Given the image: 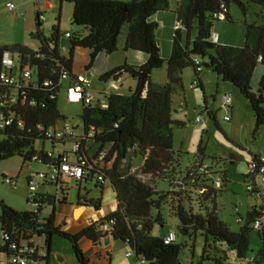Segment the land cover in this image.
<instances>
[{
	"label": "trees",
	"instance_id": "1",
	"mask_svg": "<svg viewBox=\"0 0 264 264\" xmlns=\"http://www.w3.org/2000/svg\"><path fill=\"white\" fill-rule=\"evenodd\" d=\"M58 1L72 5L71 24L80 29L67 32L66 52L61 51L59 16L45 36L38 11L35 30L30 35L37 43L35 50L19 44L0 47V73L3 57L8 54L13 62L8 73L16 77V83L11 86L0 80V119H11L9 124L0 127V162L19 157L23 164L37 163L46 168L41 184L55 189L54 196L28 194L27 200L36 206L34 212H18L0 201V255L6 256L8 264H17L12 262L16 257L24 258L26 264L47 262L53 240L59 238L69 243L76 264H90L79 241L86 239L96 246L111 239L125 243L128 250L134 252L135 259H142L146 264H180L179 255L185 244H178L176 240L164 244V236L151 234L155 225L163 227L161 211L167 208L178 222L174 232L176 239L178 236L188 240L196 236L202 238L203 246L196 264H236V260H245L252 231L257 232L260 245L248 264H264V229H253L254 222L264 216V183L260 195L254 185L253 191H247L260 199L261 206L247 213L245 224L238 232H231L218 219L215 200L221 187L214 188L210 170L204 168L200 160L182 167V153L173 150V126L184 124L171 118V97L179 89L183 90L182 73L191 68L195 75L194 89L203 93L201 75L204 70L213 73L244 98L253 114L255 129L264 125V76L255 92L250 87L256 66L264 67V0H176L173 14L179 27L173 31L166 59L161 57L156 43L157 24L150 18L156 13L169 12L168 0ZM249 4L260 8V13L256 14L260 23L242 22L243 45L212 43V31L208 33L207 26L212 28L213 23L221 21L233 24L230 5H235L245 18ZM123 29V50L141 52L147 60L140 66L124 63L100 77L107 82L128 75L136 85L126 95L109 94L105 98L106 107L98 103L81 105L79 118L83 134L76 138L78 151L69 158L71 165L81 168L78 178L69 179L78 188L77 205L98 210L100 199L89 198L85 187L92 184L101 189L107 183L117 206L103 219L70 234L55 222V206L66 196L69 180L62 179L60 173L54 178L47 175L50 169L59 168L68 153L55 152L56 145H63L64 141L49 139L46 133L59 121H64L57 110V100L66 89L63 83H71L75 78L71 73L74 50H88L86 68L89 69L98 54L111 55L117 51ZM193 29L196 36L190 42ZM163 65L166 82H153L151 73ZM25 70L30 72L28 80L22 78ZM63 74L66 79L61 78ZM207 115L215 123L210 111ZM37 142L42 143L39 152L35 150ZM45 142L50 143L52 150L43 149ZM259 156H253L251 162L258 161ZM35 157L38 160H34ZM30 180V177L26 179L27 186ZM160 182L166 183L170 190L158 191ZM45 206L51 208V212L41 219L40 211ZM193 206L197 208L196 213ZM35 238L43 239L42 248L34 243Z\"/></svg>",
	"mask_w": 264,
	"mask_h": 264
},
{
	"label": "rangeland",
	"instance_id": "2",
	"mask_svg": "<svg viewBox=\"0 0 264 264\" xmlns=\"http://www.w3.org/2000/svg\"><path fill=\"white\" fill-rule=\"evenodd\" d=\"M53 1H56V5L52 13L56 18L59 14V4L58 0ZM121 1L128 2L130 0ZM168 2L170 11L166 12L165 19L159 24L156 33V43L161 55L165 52L168 53L169 38L174 25L172 16L174 15L176 0H168ZM13 5L18 13H26L25 9L15 4ZM66 6L72 10L71 4H64V7ZM4 9L5 13H0V47L7 46L6 44H10L14 39L19 41L25 38L28 41L29 48L35 50L37 43L30 39V33L25 35L21 27H16L11 19L13 17L12 12L7 9V6H4ZM259 13L260 8L258 6L249 4L247 15L243 18L240 10L235 5H230L229 15L234 23L215 22L211 29L217 31V33L221 31V36L227 37L229 42L238 40L240 44H243L244 27L242 22L246 21L248 24L253 22L260 23V19L256 17V14ZM31 16L33 18L32 14ZM55 22L53 16H50L47 21L42 20L41 28L45 36H48L50 28ZM59 28L60 30L73 32L80 30L71 24V12H65V10L61 12ZM189 36L190 42H192L196 36V30L193 29ZM123 38L124 35L119 38V41L121 42ZM106 57L111 59L112 66H114L122 64L124 54L122 51H118ZM262 76H264V68L258 65L254 69L250 81V87L253 92L257 89ZM194 77L195 75L191 68L185 69L182 73L183 90L179 89L171 97V118L184 124L183 126H173L172 148L175 152L182 153V167L199 159L201 165L212 173L211 178L217 177L219 179L221 193L217 195L215 200L218 219L231 232H238L245 224L247 213L252 208L261 206L259 198L248 194L246 186L250 183V180L245 175L252 157L264 154V125L257 130L255 129L254 118L249 105L230 84L223 83L213 73L204 70L201 75V78L204 77L202 79L204 84L202 93L199 89H190V84L193 82ZM151 80L158 84L166 82L165 65L161 69L153 71ZM133 82L129 76H123L124 85L119 91H116V94H128V87L132 86ZM95 83H97L96 86L103 85L97 80ZM57 110L65 121V123L62 120L58 122L59 130H63L65 124H69L70 128L78 124V128L74 130V136L66 139L62 146H56L54 149L55 152L64 151L70 155L73 151L74 138L83 134V126L79 118L82 106L68 103L65 100V93L62 91L57 100ZM207 111H210L215 116V123L209 119ZM197 117H200L202 122L197 123L195 121ZM41 145V142L35 144L37 152L40 151ZM43 149L45 151L52 150L50 143L45 142ZM40 171H46V168L37 163L23 164L19 157L0 162V201L18 212H34L36 206L27 200L26 178L28 176L35 178L34 175ZM3 178L14 179L16 181L15 187L5 185ZM255 183L261 188V175L255 176ZM87 188L90 190L91 197L95 198L98 196V192L92 184L87 185ZM43 190H46L51 196L55 195V189L51 186H40L38 192H44ZM157 190L167 192L170 188L166 183L160 182L157 185ZM50 212L51 208L48 206L43 207L40 213L41 219L47 218ZM193 212H197L195 206H193ZM161 213L164 225L163 227L155 225L151 232L153 236H161L168 231L176 232L177 219L169 214L167 208H163ZM78 228L79 226L69 225L65 229L70 234H74ZM1 243L0 231V245ZM34 243L41 248L44 245L43 239L39 238H35ZM176 243L185 244L179 255V263L196 264L203 246L202 238L196 236L195 239L188 240L178 236ZM259 245L257 232H250L249 252L246 255V259L236 260V264H248L256 255ZM69 247L70 245L67 241L54 238L50 261L53 264H76L70 254ZM118 250V246L113 249L114 256ZM132 258L135 261L134 257ZM68 259H70L69 262L67 261ZM0 262L1 264H8L5 255H0ZM40 264H46V262L41 261Z\"/></svg>",
	"mask_w": 264,
	"mask_h": 264
},
{
	"label": "crops",
	"instance_id": "3",
	"mask_svg": "<svg viewBox=\"0 0 264 264\" xmlns=\"http://www.w3.org/2000/svg\"><path fill=\"white\" fill-rule=\"evenodd\" d=\"M118 1L127 2V1H121V0H118ZM8 4H15L16 6H19V7L26 10V13L24 12L22 16H19L18 13H15V14L12 13L13 17H11V19L15 23L16 27H21L24 30L25 35H27L28 33H30V35H31L35 30V13H36V11H38L40 13L41 21L42 20L43 21L49 20L50 16H53V19H55V21H56L57 17L59 16V20H60V15H61V12L63 10H65V12H71V15H72V10L67 6L64 7V4H60L58 1L59 14L55 18L54 14L52 13V10H54V6L56 5V1H53V0H35V1L34 0L33 1L32 0H0V13L1 14L5 13L4 6L6 7ZM16 12H18V11L16 10ZM31 14L33 15V18L31 16ZM165 14H166V12L156 13L150 18V21L155 22L157 24V29L155 31L156 42H157L156 33L158 31L159 24L161 23V21H163L165 19V17H164ZM172 17L174 19V25L172 27V29L174 31L176 23H175L174 15ZM21 18H23V19H21ZM50 30H51V28H50ZM173 31L170 34V38H169L168 53L165 52L163 55H161V57L163 59H166L169 56ZM211 31L218 35V43L217 44L224 45V46H233V47H241V45H243V44H240L238 42V40H236V42H232V41L229 42L227 37L221 36V34H220L221 31L220 32L218 31V33H217V31H215V30L213 31L212 29H211ZM67 32H69V31L60 30V33L62 34V39H61L60 45H61V47H64L66 50L68 48V40L64 37V35ZM49 33H50V31H49ZM49 33H48V35H49ZM43 34H44V32H43ZM122 35H124V37H125V32L122 31V34L120 35V37ZM243 42H244V40H243ZM15 44L23 45L26 48L30 49L29 45H28V41L25 40V38H23V40H19V41L14 39L12 42H10V44L7 43L6 45L10 46V45H15ZM123 46H124V38L121 40V42L118 40L117 51H116V52L122 51L124 54V57L122 58L123 59L122 64L126 63V64L132 65V66H140L146 62V60H147L146 55H144L141 52L124 51ZM88 56H89V52L87 49L76 48L74 50V56H73V62H72V68H71V73H72L73 77L81 75L86 71V69H87L86 67L88 65ZM106 56L107 55H105L103 53L98 54L94 60L93 65L91 66V68H89L92 72L91 84H90L91 90L90 91L95 95L98 103H101L103 101V99L106 98L109 94H116V91H119L124 85L123 76H128V75H122L119 78H117V80H115V81H117L118 89L109 90L107 88V82L101 81L100 77L103 74H105L107 71H109V70H111L117 66H120L122 64H116V65L112 66L113 64L111 62V59H109ZM152 73L150 75V78L152 76ZM203 78L204 77L201 78V83H202V87L204 90V84L202 81ZM96 80L99 83H102L103 85L102 86H96V84H97V83H95ZM70 84L71 83L65 81L63 83V87L66 88ZM135 85H136V83L134 81L133 85L128 87V91L132 90L135 87ZM216 85L218 87V83ZM107 92H108V94L106 95ZM230 113H231V111H230ZM56 128H59V127L56 126ZM77 128H78V124L75 127L73 126V128H71V133H72L71 137L74 136V130ZM76 138L77 137L74 138V141L76 140ZM66 139H68V138H66ZM56 146H62V145H56ZM197 160L199 161V159H197ZM40 172H44V171H40ZM29 177L31 179H35V178H33V176H28L27 178H29ZM34 177H35V175H34ZM40 186H46V185H42L40 183L39 187L37 188V192H38V189L40 188ZM85 188H87V186ZM95 189L98 192V196L95 198L91 197L90 196V190L87 188L88 197L93 198V199H98V198L100 199L99 209L94 210L93 208H90V207L89 208L84 207V209L79 211V208L81 206L77 205L78 188L75 186L74 181H72V180L68 181V191H67L66 196H64V197L62 196L60 198V203L55 206V222L57 225H59L61 227V229L63 231L67 232L65 229L67 226L75 225V226H79L78 230L76 232H74V233H77L83 227L88 226L92 222H96L100 219H103L104 217H106L107 215H109L110 213L115 211L117 203H116L115 195L113 193L111 186L109 184L105 183L101 187V189L96 188V187H95ZM43 191L44 192H38V193L48 194L46 190H43ZM64 198H65V201H63ZM41 212H42V209H41L40 213ZM169 232H173V231L165 232L162 234V236H165ZM105 240H108V239H105ZM116 246H118L119 250L117 251L116 255L114 256L113 255V249ZM79 247H80L81 251L84 253V255L89 259L90 264H135V261L132 260L133 259L132 257L128 258L125 256V254L128 250L127 245L125 243H122L119 241H113V240L109 239L107 244H105L104 241H102L101 243L97 244L96 246H93L91 244V242H89L88 240L81 239L79 241ZM52 250H53V244L51 246V252L49 254V259L46 262V264H53L50 261ZM42 252H44V251H42ZM69 260L70 259H68L67 261L69 262Z\"/></svg>",
	"mask_w": 264,
	"mask_h": 264
},
{
	"label": "built area",
	"instance_id": "4",
	"mask_svg": "<svg viewBox=\"0 0 264 264\" xmlns=\"http://www.w3.org/2000/svg\"><path fill=\"white\" fill-rule=\"evenodd\" d=\"M223 8V7H222ZM7 9L11 11L13 14L18 13L16 12L15 6L13 4H8ZM224 10V8H223ZM19 16H22L23 13H18ZM41 19V17H40ZM179 27V24H175V29ZM64 37L67 39L69 37V34L66 33ZM210 40L212 43L217 44L218 43V35L214 32L210 34ZM61 51L64 53L66 52V49L64 47H61ZM197 63V62H196ZM13 68V62L10 59V56L8 54H5L3 57V71L0 73V80L4 85L11 86L16 83V77L13 75H10L8 72L11 71ZM199 70V69H198ZM30 77V72L28 70H25L23 72L22 78L25 80H28ZM91 77L92 72L90 69H86V71L78 75L74 78V80L71 82L69 86L66 87L64 90L65 93V100L68 103L71 104H80L83 106L92 105L94 103H98L96 100L95 95L90 91V84H91ZM62 79H66V74H63ZM196 86L195 82H192L190 84V89H194ZM107 88L109 90L111 89H118L117 81L110 79L107 81ZM108 92L106 93V95ZM101 107H106V100L105 98L101 103H98ZM228 120V119H227ZM197 123L202 122V119L200 117H197L195 120ZM11 122V119L4 120L3 118L0 119V127L2 128L4 124H9ZM20 125V124H19ZM72 136L71 128L69 124H65L63 130H59V128H54L53 130H50L46 133V137L49 139L54 140H63L65 141L66 138H70ZM79 149V143L77 139L73 141V151L77 152ZM70 155L67 154L63 156L62 163L59 165V168H52L48 171L47 175L51 178H54L55 175L60 173L62 175V179H73L78 178L81 175V168L77 165H71L70 164ZM34 160H38L36 157L33 158ZM40 162V161H39ZM261 175V188H259L255 183V176ZM246 176H248L250 183L246 186L247 191H253V185L256 189H258L257 195L262 194V184L264 183V154L259 156L258 161L256 162H250L247 171ZM44 181V173L38 172L35 176V179H31L28 183V194L31 196L34 195L37 192V188L39 187V184ZM3 183L5 185H8L10 187H15V181L13 179L4 178ZM214 188L218 189L221 187V184L219 182V179L215 177L213 179ZM107 227L104 226V230H106ZM253 229L260 231L264 229V216L256 220L253 224ZM176 240V236L174 232H169L163 237L164 244H170L173 243ZM126 257H134V252L132 250H127ZM135 258V257H134ZM13 263L17 264H26L27 261L24 258H14L12 260ZM36 264V263H33ZM135 264H146L142 259H135Z\"/></svg>",
	"mask_w": 264,
	"mask_h": 264
},
{
	"label": "water",
	"instance_id": "5",
	"mask_svg": "<svg viewBox=\"0 0 264 264\" xmlns=\"http://www.w3.org/2000/svg\"><path fill=\"white\" fill-rule=\"evenodd\" d=\"M206 30H207L208 33L210 32V30H211L210 25L207 26ZM63 201H65V198L63 199ZM82 209H84L83 206H81V207L79 208V211L82 210ZM104 243L107 244V243H108V240H104Z\"/></svg>",
	"mask_w": 264,
	"mask_h": 264
}]
</instances>
